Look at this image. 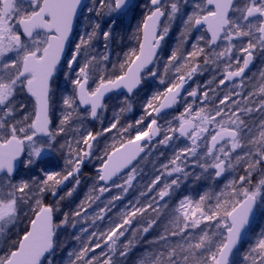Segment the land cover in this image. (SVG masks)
I'll use <instances>...</instances> for the list:
<instances>
[{
    "label": "snow or ice",
    "instance_id": "6c2138e0",
    "mask_svg": "<svg viewBox=\"0 0 264 264\" xmlns=\"http://www.w3.org/2000/svg\"><path fill=\"white\" fill-rule=\"evenodd\" d=\"M96 2L89 7L82 0H0V264H62L56 259L61 247L58 229L70 221L76 227L82 214L87 222V209L100 196L93 197L97 190L90 189L76 210L64 212L57 223L60 203L72 197L80 185L81 166L92 155L94 142L98 143L99 137L113 130L121 137L120 147L114 144L112 152L104 153L97 174L103 185L98 192L110 191L107 185L111 181L121 194L98 209L93 224L103 220L115 202L133 187L135 167L126 178L120 177L122 184H116L113 177L132 165L144 151L138 142L145 138L150 142L163 135V139L157 140L159 145H168L178 137H187L191 143L175 151L168 163L161 165L162 171L145 185L146 191L140 193L147 197L143 204L139 199L135 203L130 200L119 213V222L106 232L93 231L86 241L81 235L75 236L81 247L67 252V264H123L141 239L146 247L136 264H264V227L258 232L250 227L258 202L264 206V70L259 73L261 83L244 95L245 81L250 79L246 69L257 53L264 55V0H200L190 12H183L188 0H149L147 14L134 33V36L143 33L139 51L130 49L124 53L125 58L118 65L120 74L114 78L111 74L100 75V65L109 61L107 50L117 20L138 5L130 7V0H98L99 7H95ZM84 8L96 17L105 13L109 17L113 13L118 16L102 32L99 22L86 17L92 30L80 35L76 42L70 37L78 12ZM182 12L185 18L181 39L164 64L165 75L174 70V79L165 91L147 100L145 113L135 125L118 126L117 115L114 122L100 131L84 129L87 117L99 119V110L107 107L106 93L120 88L133 93L145 79L144 73L157 77L156 68L148 66L156 63L171 22ZM162 17H167L166 23ZM201 28L205 32L196 36L190 51H185L183 45L188 35ZM100 35L106 51L92 55L88 49ZM221 64L223 73L217 88L231 85L227 91L218 93L212 87L215 77L203 86L197 84L191 91L185 88L208 66L216 65L219 69ZM112 67L115 70L117 64ZM58 75L63 76L65 88L71 85V90L61 94L63 107L59 123L53 126ZM90 80L96 83L94 88ZM160 83H165L164 76L160 77ZM182 91L193 98V103L187 104L177 118L178 128L162 129L157 119L152 118L153 112L175 105ZM27 100L32 101L31 110ZM161 100L164 102L155 107V102ZM197 100L200 105L193 108ZM125 103L127 107L121 108V113L131 110V104L127 100ZM254 113H259V119L253 118ZM146 119L150 122L144 128ZM76 123L79 127H73ZM136 126H140L136 135L128 136ZM61 135L66 137L59 144L61 152L67 150L65 166L61 171H49L52 158L43 156L47 150H56L55 143ZM189 160L212 181L226 173L238 174L241 169L243 174L233 176L219 192L209 189L195 200L190 196L180 198L162 231L147 240L146 234L161 226L160 213L167 207L161 202L166 197L171 199L182 177H189L186 171ZM18 165L29 173L28 179L17 178ZM257 172L260 178L254 183L253 174ZM174 174L175 178L167 179ZM201 178L202 175H196L197 180ZM70 180L74 181L72 187L59 195L58 187H67ZM49 192L58 199L45 204L44 196ZM24 218L29 220V226L21 235L14 230ZM127 232H131V237L121 242ZM245 232H250L251 238L241 251ZM80 233L87 234L88 229L81 227ZM173 238L178 239L173 242ZM96 249L101 250L99 255Z\"/></svg>",
    "mask_w": 264,
    "mask_h": 264
},
{
    "label": "rangeland",
    "instance_id": "374dc122",
    "mask_svg": "<svg viewBox=\"0 0 264 264\" xmlns=\"http://www.w3.org/2000/svg\"><path fill=\"white\" fill-rule=\"evenodd\" d=\"M140 1V8L138 9V12L140 11L139 15L135 17V7H132V11L127 12V15H124L122 18L117 20V24L113 28L114 36L111 39V42L109 44V49L108 55H109V64L111 62V59L113 63L117 64V69L119 71L118 65V56H113V52L116 51V49H122V38L121 34L125 32V28L131 29L132 35L129 36L130 43L129 47H132V45L135 43L134 38V33H136L137 26L140 23V15L142 14V8L144 6L145 13L147 14L148 11V5H149V0H136V3L133 5L135 6L138 2ZM200 2V0H188V6L183 9V12H190L192 10V6L195 3ZM94 6V0L91 1V4L89 7ZM95 7H99L98 5V0L95 3ZM183 12L181 13L180 16H178L174 21L171 22L170 25V30L167 36L165 37V44L163 51L160 55V57L157 59L156 64L154 65L153 68H156L158 71V85L159 87H152L150 86V89H147L145 87V92L141 91L137 97L134 96L133 98H127L125 96L121 95H116L112 97L107 103V107L102 109L100 111V118L93 120L90 116L87 117L84 122H83V127L86 130H91L93 129L94 126H98L100 129L104 127H108L111 122H114V118L118 115L119 120H120V125L118 126H126L128 124H133L135 125V121L139 119L142 114L145 113V104L147 103V100L152 97V95L157 94L155 93V90L159 88L158 93H163L165 89L169 86L171 83L172 79H174V70L170 71L167 75L164 74V64L167 61L168 56L171 54V51L173 48L176 47L177 43L181 39V31L183 28ZM94 13V12H93ZM118 16L117 13H113L112 17H109L106 13L101 16V17H96L95 13L90 17L92 21L94 22H99L101 25V32L104 30H107V25L111 23L112 18H116ZM89 17V16H88ZM163 23L167 22V17L164 18L162 21ZM163 23L161 26H163ZM83 26V31L85 32H90L92 29L89 24V20L85 19L84 22L82 23ZM90 28V29H89ZM204 32L197 33L196 30H193L192 33L188 35L187 41L184 43L183 48L185 51H190L191 50V45L193 42H195L196 36L201 35ZM246 42V41H245ZM201 46L203 44L201 43ZM132 49H135L134 46ZM129 50V49H128ZM106 50L104 48V41L102 35H100L96 40L92 42V47L91 49H88V52L91 53L92 55H97L104 53ZM127 51V49H126ZM226 62V61H225ZM112 63V65H113ZM200 63H203V58H200ZM215 66V68H213ZM106 68V65L101 64L100 65V75H105L106 77L109 76L110 74L113 75L114 69L112 66L106 68V70H103ZM211 68H213L216 72L215 75L219 76L223 72V64L220 65V68L217 69L216 65H211ZM264 70L263 68H257L254 71L253 76L251 75L249 80L245 81V88H244V95H247L248 91L253 90L254 85H258L261 83V78L259 76L260 71ZM203 72V71H202ZM202 73H198L194 77L197 78L195 81V84L193 85L192 88H195L197 84L202 85L201 83V76ZM60 77H63L59 75ZM164 76L165 78V83L161 84L160 83V77ZM99 75L96 76V83L99 82L98 79ZM148 78L152 81L153 79L148 76ZM96 83H93L91 86L94 88L96 86ZM59 86V91L57 92L55 96V102H54V109L52 113V118L54 122V126L59 123V117L61 115L62 111V101L60 99L61 94L65 93V90L63 87H65V83L63 84L62 82L57 83ZM71 88V87H69ZM191 88V89H192ZM191 89L189 91H191ZM154 90V91H153ZM237 91H240V89H237ZM125 100L128 101V103L131 104V110L130 111H124L123 113L120 112L121 108L127 107ZM29 105V110H31V100L26 101ZM160 102V101H158ZM155 102L154 106H157V103ZM193 103V98L187 97L185 95L177 104L176 108L174 111L163 115L160 117V126L162 129H168V128H178L179 127V120L177 119L180 114L184 111V108L187 106V104ZM200 105V101L197 100L193 104V108H196L197 106ZM138 114V115H136ZM137 117V119L135 118ZM152 118H155V114L153 112ZM148 123L150 122L149 119ZM133 121V122H132ZM147 126V125H146ZM73 127H79V124L76 123L73 125ZM140 126L134 127L132 130H130V134L128 136H135L136 135V128ZM116 130H113V133H105L103 136L99 137L98 143L94 142V147L92 150V155L90 157H86L84 160V163L81 166V171L79 177H84L82 180L87 184V188L85 192H82L80 194V197H77V194H79V191L81 190V183L74 192L72 197L66 198V200L62 201L60 203V212L57 213L59 220L63 218V206L65 204H68V207L70 208L69 212H72L76 210L77 205L80 204L82 200H85V197L89 194L90 189L95 188L97 191L92 193L93 197L96 195L100 196L99 200H96L94 203L91 204V207L87 209V217L88 221L84 222L83 219V214L81 217V220L77 222L76 227H72L71 221L67 225L61 226L60 229H58V235L57 238L59 239V243L61 244V247L56 253V259L58 262L62 261V264H67V252L72 251V250H79L81 247V241L76 240L74 237L77 235H81L82 240L86 241L87 236L91 234V232L95 231L97 234L100 232H106L109 227L116 222H119V213L125 209V207L128 205V202L131 200L134 203L139 199L140 203L143 204L146 200L147 197H143L140 195L141 192L146 191L145 185H147L151 179H154L156 175L159 174L161 169L162 164L168 163V161L173 157L175 151L178 149L184 148L186 146L190 145V141L188 140L187 137H178L177 139H174L173 141H170L168 145H159L157 142L154 144H150L146 146V151L143 159L141 162L135 167L137 169V175L136 179L133 181V187L129 189V192L124 195V198L120 201L115 202V206L111 208L110 212H107L105 215V218L103 220H96L95 223H92V218L94 214L98 211L99 208L104 207L105 203H107L108 200L111 199V197L115 195H120V190L113 187L112 184L107 186L110 188V191L104 192L103 194H100L98 192L99 187L103 185V183L99 182L97 180V168L101 166L102 164V158L104 157L105 151H108L109 145L113 143H119L121 140L120 136H116L115 132ZM178 136V134H175ZM115 137V138H114ZM127 138V137H126ZM66 137L61 135L58 137V142L55 143V148L56 150H47L46 153V158L44 159H49L50 157L52 158L53 166L50 167L48 170L49 171H61L64 166H65V159H66V154L67 150L65 149L63 152L59 150V144L63 143ZM163 139V135H161V138ZM120 145V144H119ZM81 147H83L81 145ZM163 154V155H162ZM55 162V163H54ZM57 168V169H54ZM95 170L94 175H88L85 176L86 174H90L91 170ZM186 171L189 172V177L187 179H183L182 177V182L180 183V186L175 190L173 196L171 199L165 198L164 201L161 202V204H167V207L163 208L161 213H160V227H155L150 235L146 234V239L151 240L153 237L157 236L160 231H162V226L163 224H166L167 221L171 218L172 215V209L176 206L178 200L182 198L183 196H190L191 198L198 199L200 194H203L205 191H208L209 189L219 192L227 183L228 180L232 179L233 176H236L238 174H243V170L241 169L239 173H227L225 180L223 181H212L206 178V174H202V170L194 166L189 160L188 166L186 167ZM210 172L212 170H209ZM26 175L25 170H21L17 174V178H23ZM128 175L125 174L121 177L126 178ZM177 174H174L173 177L167 178L168 180L175 178ZM196 175H202V178L197 180ZM260 178V173H254L253 174V182L255 183L258 179ZM67 183V187L64 185H60L57 189L61 190L59 192V195L63 196L65 192L68 190V188L72 187V184L74 181L70 180ZM116 184H122L123 180L119 177L116 181ZM162 186V185H161ZM48 193L45 194L44 196V202L49 201L48 203H53L58 197H53L50 193V195H47ZM154 195V194H153ZM215 201L213 200V203ZM27 211V209H25ZM29 217L31 216V213L28 214ZM154 215V214H153ZM29 220L27 218H24L22 223H20L17 228L14 231H19L20 234H23V231L26 230V226L28 224ZM212 225L214 226L215 222H211ZM84 227L88 229L87 234H82L80 233V228ZM137 227L136 223L134 222L133 228ZM203 227V225H202ZM261 227H264V206H261L259 204V215L257 217L255 226L253 229H255L257 232ZM131 237V232H127L125 237L121 238V242H126L128 238ZM251 238V233L248 235L244 245L241 248V251H243L244 248L247 247V242ZM178 238H173V242ZM146 247L145 242L143 239L140 240V242L137 244L135 248H133L128 256L124 258L123 264H136L137 258L143 254L144 248ZM100 249H96V254L99 255ZM91 256V253L89 254Z\"/></svg>",
    "mask_w": 264,
    "mask_h": 264
},
{
    "label": "flooded vegetation",
    "instance_id": "af4514ba",
    "mask_svg": "<svg viewBox=\"0 0 264 264\" xmlns=\"http://www.w3.org/2000/svg\"><path fill=\"white\" fill-rule=\"evenodd\" d=\"M91 1L92 0H90L89 1V3L87 4L88 6H90V4H91ZM92 15H93V13H89L88 11H87V9L86 8H84L82 11H81V14H80V16L78 17V19H77V24H76V28H75V31H74V34H73V37H72V40L73 41H76V42H78V40H79V36L80 35H82V34H84V31H83V26H82V23L84 22V20L86 19V17H92ZM90 29V28H89ZM200 32H205V29L204 28H202L200 31H197V33H200ZM140 40H142V33H141V36H140ZM165 40H166V38L164 39V41H163V48H164V44H165ZM135 41V43H134V47H135V49L137 50V52L139 51V42H137V40H134ZM74 46V45H73ZM207 51V50H206ZM115 52L116 51H114L113 52V56H115ZM159 58V57H158ZM82 59V58H81ZM157 62V61H156ZM112 63H113V61H112V59H111V62H110V64H109V61L108 62H106V63H104V65H106V68H108V67H110V66H112ZM156 64V63H155ZM155 64H153V66L152 67H150V68H153L154 67V65ZM264 67V55H261L260 53H257L256 54V56H255V58H254V60H253V62H252V65H251V67H250V69H248V71L246 72V76L247 77H250L251 75L253 76V74H254V71L257 69V68H263ZM106 68H104L103 70H106ZM213 68H215V66L213 67ZM213 68H211V65L210 66H208V68H207V70H204L203 72H202V74H201V76H200V78H201V83H202V85H204L205 84V82L206 81H210V80H212L213 79V77H215L216 78V82L215 83H213L212 84V87L213 88H217V85H218V81H219V79L220 78H222V73H221V75H219V76H216L215 75V70L213 69ZM64 71H67V69L65 68L64 69ZM144 76H145V79L143 80L144 81V86H143V88L141 89V90H139L138 92H136V93H134V95L133 96H128V95H126V94H123V95H121V96H125V97H129V98H133L134 96H136L137 97V95L141 92V91H143V92H145V87L147 88V89H150V86L152 85V87H159V85H158V81H156L157 79H158V76L157 77H151L153 80L151 81L149 78H148V76H147V73H144ZM64 78L63 77H60L59 75L56 77V85H57V83H59V82H62L63 84L65 83V80H63ZM98 79H99V77H98ZM196 79L197 78H195V77H193V80L192 81H189V86H188V88H187V90L189 91L192 87H193V85L195 84V81H196ZM63 80V81H62ZM89 84H90V86H93L92 84V81L90 80L89 81ZM69 87H71V85H68ZM231 85H227V86H219V88H217V92L218 93H221V92H224V91H227V87H230ZM154 91V90H153ZM156 93V92H155ZM185 95H186V93H185ZM116 96V95H115ZM255 99H258V96L257 97H255ZM160 103V102H159ZM159 106V104L156 106V107H158ZM254 119H259V113H254V117H253ZM112 151V150H111ZM56 222L58 223L59 222V219H58V215L56 214ZM58 239V238H57ZM58 241H59V239H58ZM59 250V249H58ZM57 250V251H58Z\"/></svg>",
    "mask_w": 264,
    "mask_h": 264
},
{
    "label": "water",
    "instance_id": "95a60500",
    "mask_svg": "<svg viewBox=\"0 0 264 264\" xmlns=\"http://www.w3.org/2000/svg\"><path fill=\"white\" fill-rule=\"evenodd\" d=\"M89 1H90V0H82V2H83L84 4H88ZM134 2H135V0H130V7H132V5L134 4ZM82 10H83V9H80V10H79V12H78V17L80 16ZM77 19H78V18H77ZM163 19H164V17L161 18L162 21H163ZM76 24H77V20L74 22L73 33H72L70 39H72V36H73L74 31H75V28H76ZM201 29H202V28H201ZM201 29H200V30H201ZM142 39H143V33H142ZM162 43H163V41H162ZM161 49H162V44H161V48L158 49V56H159V53H160ZM251 65H252V64H250V66H249L248 69H250ZM152 66H153V64H150L148 67L150 68V67H152ZM248 69H246V72L248 71ZM143 85H144V82L142 81V84L138 87V89H135V90L133 91V93H128V92H127V89H125V88L115 89V90H113V91H111V92H109V93H106V95H105V99H104V102H105L106 100H108V99H109L112 95H114V94H124V93H126V94L129 95V96H133L134 93H135L137 90H140V89L143 87ZM188 86H189V83H188L187 85H185V88L187 89ZM184 94H185V92L182 91V93H181V97H182ZM161 102H164V101L162 100ZM175 105H176V104H175ZM175 105H172V106L169 107V108L161 109V111H160L159 113H155V116H156L157 118H160L161 116H163V115L169 113L170 111H173L174 108H175ZM82 107H86V106H82ZM158 107H159V106H158ZM99 112H100V110H99ZM157 124L160 126V122H159L158 119H157ZM159 138H160V136L155 137V138H153V140L150 141V142H147V140H146V138H145L144 141H140V142H138V143L141 144V146H144V151L141 152V153L137 156L136 160H134V161L132 162V165H130V166H129L128 168H126V169H123V170L121 171V173H119L116 177H113V180L116 181L120 176H122V175H124V174L130 172L131 169H132V167H135V166L141 161V159L143 158V156H144V154H145V145L150 144V143L157 142V140H158ZM118 148H119V147H118ZM45 155H46V154H44V156H45ZM44 156H43V157H44ZM20 169H21V168H20V166L18 165V171H17V173L19 172ZM99 169H100V168H98V170H99ZM226 174H227V173H226ZM226 174L224 175L223 178L218 179V180H223V179L226 177ZM101 183H103V182H101ZM111 184H112V182L110 181V182L108 183V185H111ZM257 213H258V204H257V206H256L255 209H254L253 216L251 217V225H250V227H252V225H253V223H254V221H255V218H256V216H257ZM248 233H249V232H245L244 237H243L244 241L246 240V237H247Z\"/></svg>",
    "mask_w": 264,
    "mask_h": 264
},
{
    "label": "trees",
    "instance_id": "16d2710c",
    "mask_svg": "<svg viewBox=\"0 0 264 264\" xmlns=\"http://www.w3.org/2000/svg\"><path fill=\"white\" fill-rule=\"evenodd\" d=\"M136 5H138V7H135V10H136V13H135V17H137L138 15H139V13H140V11L138 12V9L140 8V1L136 4ZM94 14V13H93ZM146 15V13H145V10H144V6H143V8H142V14L140 15V23H139V25H141L142 24V22H143V18H144V16ZM126 30H125V32H123L121 35V38H122V46H121V50L120 49H116V52H115V55L116 56H118V62L119 63H121V62H123V60H124V53L125 52H128L130 49H132V47L134 46V44L132 45V47H129L130 46V43L128 42V40L130 41V39H129V36H131L132 35V32H131V29H128V28H125ZM140 36H141V32L138 34V36H136L135 38H134V40H137V42H139L140 41ZM135 48V47H134ZM126 49H127V51H126ZM129 49V50H128ZM136 50V49H135ZM137 51V50H136ZM114 74H113V78H114V75H119L120 74V72L118 71V69L116 68L115 70H114V72H113ZM63 89L65 90V92L67 93V92H69L70 90H71V88H69V86L67 87V88H65V87H63ZM158 91H159V88L158 89H156L155 90V92L156 93H158ZM159 104V102L157 103V105ZM136 115H138V114H136ZM142 115H144V114H142ZM136 119H137V117H135ZM133 122V121H132ZM148 124V120L146 119L145 120V122H144V128H146V125ZM101 129L96 125V126H94L93 127V129H92V132L93 133H95V132H97V131H100ZM115 132V131H114ZM130 134V133H129ZM125 139H126V137H125ZM115 144V147H117L119 144H120V142L119 143H113V144H110L109 145V149H108V152H110L112 149H113V145ZM55 163V162H54ZM40 167H43V165H40ZM54 169H57V168H54ZM48 170V169H47ZM26 172V171H25ZM91 173L90 174H86L85 176H88V175H94L95 174V170H94V168H93V170H91L90 171ZM36 173L34 172V173H32V175H35ZM24 179H28L29 178V173H27L26 172V175L23 177ZM79 179H80V181H82L83 179H84V177H79ZM86 188H87V184L85 183V182H83L82 181V183H81V190L79 191V194H77V197H80V194L82 193V192H85V190H86ZM61 190H59V192H60ZM47 195H50V192L47 194ZM49 201H45L44 203L45 204H49L48 203ZM69 210H70V208L68 207V204H65L64 206H63V211L64 212H69ZM70 213V212H69ZM29 226V222H28V224H27V226H26V228Z\"/></svg>",
    "mask_w": 264,
    "mask_h": 264
}]
</instances>
